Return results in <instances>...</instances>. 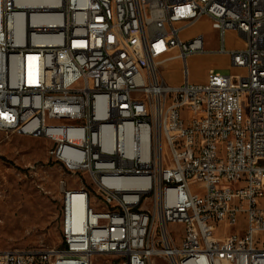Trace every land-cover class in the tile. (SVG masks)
Returning <instances> with one entry per match:
<instances>
[{"label": "built area", "instance_id": "obj_1", "mask_svg": "<svg viewBox=\"0 0 264 264\" xmlns=\"http://www.w3.org/2000/svg\"><path fill=\"white\" fill-rule=\"evenodd\" d=\"M203 17L235 70L192 82ZM0 130L62 169L60 242L0 264H264V0H0Z\"/></svg>", "mask_w": 264, "mask_h": 264}, {"label": "rangeland", "instance_id": "obj_2", "mask_svg": "<svg viewBox=\"0 0 264 264\" xmlns=\"http://www.w3.org/2000/svg\"><path fill=\"white\" fill-rule=\"evenodd\" d=\"M198 33L205 36V52L191 53L186 57L188 79L201 82L210 67L221 73L233 69L226 53L215 51L219 33L211 27L209 19L203 17L194 25L181 32L189 39ZM225 45L237 42L234 35H224ZM182 60L166 61L161 69L169 83L182 81ZM51 141L45 136H28L16 132L5 133L0 130V250L45 247L60 242L61 192L58 180L61 177L60 165L51 160L48 148ZM170 153L163 148V159L167 161ZM180 224L170 223L168 229L175 235ZM235 231L234 227L216 228V234L225 235ZM155 264H168L158 258ZM93 264H106L98 257Z\"/></svg>", "mask_w": 264, "mask_h": 264}, {"label": "crops", "instance_id": "obj_3", "mask_svg": "<svg viewBox=\"0 0 264 264\" xmlns=\"http://www.w3.org/2000/svg\"><path fill=\"white\" fill-rule=\"evenodd\" d=\"M225 33L228 34V35H232V36L236 35L239 38V40L237 42H230L229 45H228V47H227L228 49H237V48L242 47V45H243L242 39H241L240 36L237 35V33L235 31H233V30H227ZM198 34H200V33H198ZM228 59H229V57H228Z\"/></svg>", "mask_w": 264, "mask_h": 264}, {"label": "bare ground", "instance_id": "obj_4", "mask_svg": "<svg viewBox=\"0 0 264 264\" xmlns=\"http://www.w3.org/2000/svg\"><path fill=\"white\" fill-rule=\"evenodd\" d=\"M48 1H50V0H26V2H29V4L33 5V6L43 5V4L47 3ZM0 202H1V200H0Z\"/></svg>", "mask_w": 264, "mask_h": 264}, {"label": "water", "instance_id": "obj_5", "mask_svg": "<svg viewBox=\"0 0 264 264\" xmlns=\"http://www.w3.org/2000/svg\"><path fill=\"white\" fill-rule=\"evenodd\" d=\"M114 264H118L117 262H115Z\"/></svg>", "mask_w": 264, "mask_h": 264}]
</instances>
